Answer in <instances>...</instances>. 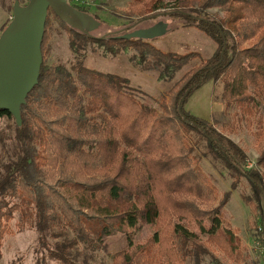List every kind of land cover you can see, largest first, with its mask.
Segmentation results:
<instances>
[{
    "label": "trees",
    "instance_id": "trees-1",
    "mask_svg": "<svg viewBox=\"0 0 264 264\" xmlns=\"http://www.w3.org/2000/svg\"><path fill=\"white\" fill-rule=\"evenodd\" d=\"M194 1L195 7L167 13L197 23L218 51L182 77L169 106L162 104L161 110L140 101L127 78L81 63L70 70L49 67L45 43L50 15L106 54L144 49L171 73L197 53L164 52L143 39L90 37L48 11L38 82L20 107L21 125L15 123L16 161L6 164L0 177V257L17 212L21 229L49 227V235L57 239L74 234L54 248L48 244V256L57 264H85L71 256L75 245L99 248L136 219L151 223L153 233L143 243L114 253L111 264H186L205 245L202 235L231 255L230 234L219 231L222 204L214 205L216 187L199 165L190 133L201 136L209 152L248 179L264 213V183L257 171L246 169L244 151L211 124L183 111L193 90L221 79L225 103L256 120L258 163L264 164V0ZM154 2L157 10L164 0ZM211 9L222 11V17L206 19ZM3 117L14 120L0 109ZM260 223L264 244V218Z\"/></svg>",
    "mask_w": 264,
    "mask_h": 264
},
{
    "label": "rangeland",
    "instance_id": "rangeland-1",
    "mask_svg": "<svg viewBox=\"0 0 264 264\" xmlns=\"http://www.w3.org/2000/svg\"><path fill=\"white\" fill-rule=\"evenodd\" d=\"M18 1L24 5L28 0ZM13 2L0 0V33L12 18ZM70 4L100 21L98 29L92 32L94 37L120 35L164 21L168 31L163 36L148 40L151 47L174 54L197 53L189 63L171 73L144 49L127 47L116 55L106 54L102 46L73 35L50 15L45 43V62L49 67L63 65L70 70L76 63H81L97 72L127 78L130 91L140 101L157 110H161L162 104L169 106L170 98L187 72L213 59L218 51L217 43L204 30H200L197 23L167 13L174 9L188 10L195 7L194 0H164L157 10L154 0H70ZM222 15V11L211 9L206 19L216 21ZM227 38L231 44L230 35ZM222 92L221 79L208 80L189 94L183 103V111L190 117L211 124L240 147L246 156V169L257 171L264 183V164L258 163L260 152L256 138L257 122L253 116L243 115L233 105L226 104ZM15 126L14 120L8 117L0 120V177L4 166L16 161L18 151L15 148ZM188 140L194 147L199 165L216 187L214 205L222 204L219 231L230 234L228 237L231 238L230 244L234 250L229 255L215 243L216 240L211 241L213 244L208 243L206 235H202L199 237L205 245L199 253L189 256L186 264H264V244L259 234L264 213L251 183L209 152L201 136L190 133ZM19 222L20 215L17 212L11 223L12 232L6 236L2 247L0 264H57L48 256V244L54 248L56 243L74 237L69 232L64 238L57 239L49 235V227L37 232L35 226L21 229ZM153 229V225L146 219H136L126 227L125 232L105 238L99 248L75 245L70 250L71 256L74 261L85 264H111L114 253L130 245L143 243L151 236ZM194 231L198 233L196 228Z\"/></svg>",
    "mask_w": 264,
    "mask_h": 264
},
{
    "label": "water",
    "instance_id": "water-1",
    "mask_svg": "<svg viewBox=\"0 0 264 264\" xmlns=\"http://www.w3.org/2000/svg\"><path fill=\"white\" fill-rule=\"evenodd\" d=\"M49 10L68 27L94 37L100 21L68 0H14L12 18L0 33V109L8 111L17 126L22 123L20 107L38 82L42 63L41 43ZM168 31L164 21L114 35L122 39L152 40ZM105 38L106 36H99Z\"/></svg>",
    "mask_w": 264,
    "mask_h": 264
}]
</instances>
